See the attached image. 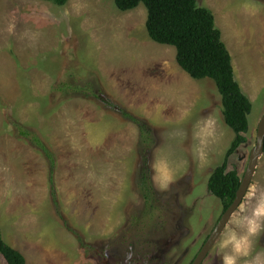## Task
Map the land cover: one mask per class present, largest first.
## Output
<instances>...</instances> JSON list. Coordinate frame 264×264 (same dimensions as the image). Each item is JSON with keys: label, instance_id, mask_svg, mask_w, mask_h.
I'll list each match as a JSON object with an SVG mask.
<instances>
[{"label": "rangeland", "instance_id": "1", "mask_svg": "<svg viewBox=\"0 0 264 264\" xmlns=\"http://www.w3.org/2000/svg\"><path fill=\"white\" fill-rule=\"evenodd\" d=\"M198 4L212 11L252 103L246 140L227 160L242 180L264 115V0ZM146 18L142 3L0 0V236L27 264H191L224 212L207 187L234 138L221 95L150 39ZM208 116L217 137L202 161L194 132ZM21 128L52 153V175ZM158 158L176 177L164 190L153 181ZM145 161L158 193L149 204L138 189ZM253 184L264 188V152L241 203ZM216 242L201 264H221Z\"/></svg>", "mask_w": 264, "mask_h": 264}, {"label": "trees", "instance_id": "2", "mask_svg": "<svg viewBox=\"0 0 264 264\" xmlns=\"http://www.w3.org/2000/svg\"><path fill=\"white\" fill-rule=\"evenodd\" d=\"M44 1L62 6L68 0ZM114 2L120 11L131 10L142 3L147 10L145 26L150 39L174 47L177 63L192 78H209L215 83L221 95L224 121L234 132V138L223 162L212 171L207 187L212 195L220 199L225 211L233 202L241 182L236 170H227V160L246 140L243 134L248 130L252 103L235 79L230 53L222 41L220 30L215 25L212 11L200 6L198 0H114ZM105 103L112 105L109 101ZM122 113L143 130L144 126L140 120L125 111ZM19 132L31 139L44 153L52 175L55 162L50 150L33 132L22 128ZM138 189L146 204L155 201L158 193L152 184L146 161L141 165ZM52 196L55 199L53 193ZM0 254L6 264H27L24 255L6 243L1 236Z\"/></svg>", "mask_w": 264, "mask_h": 264}, {"label": "clouds", "instance_id": "3", "mask_svg": "<svg viewBox=\"0 0 264 264\" xmlns=\"http://www.w3.org/2000/svg\"><path fill=\"white\" fill-rule=\"evenodd\" d=\"M12 27L10 24L8 30L11 31ZM184 115L187 117L189 113L185 111ZM198 123L194 139L198 141L196 151L203 161L207 155L206 148L217 137V120L208 116ZM152 168L153 181L160 189H167L175 181L167 160H154ZM246 200L248 203L239 205L229 226L216 242L215 254L220 257L221 264H264V247L254 252L259 239L264 236V188L258 190L256 184L251 185Z\"/></svg>", "mask_w": 264, "mask_h": 264}, {"label": "water", "instance_id": "4", "mask_svg": "<svg viewBox=\"0 0 264 264\" xmlns=\"http://www.w3.org/2000/svg\"><path fill=\"white\" fill-rule=\"evenodd\" d=\"M264 152V115L262 116L257 131V141L255 147L252 149L249 157V162L245 171V174L240 182V185L236 191V196L231 203V205L223 212L218 223L212 230L211 234L208 236L207 240L203 244L201 250L198 252L194 260L191 264H201L210 251V249L215 244L228 220L234 211L238 208L246 191L250 185L253 173L255 171V167L257 165V161L259 156Z\"/></svg>", "mask_w": 264, "mask_h": 264}, {"label": "flooded vegetation", "instance_id": "5", "mask_svg": "<svg viewBox=\"0 0 264 264\" xmlns=\"http://www.w3.org/2000/svg\"><path fill=\"white\" fill-rule=\"evenodd\" d=\"M165 261H167V262H170V261H172V257H171V258H169L168 260H165Z\"/></svg>", "mask_w": 264, "mask_h": 264}]
</instances>
